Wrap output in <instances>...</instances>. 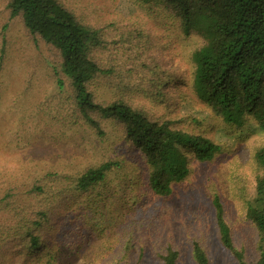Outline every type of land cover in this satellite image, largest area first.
<instances>
[{
  "label": "trees",
  "instance_id": "trees-1",
  "mask_svg": "<svg viewBox=\"0 0 264 264\" xmlns=\"http://www.w3.org/2000/svg\"><path fill=\"white\" fill-rule=\"evenodd\" d=\"M95 2L87 12L74 0H7L0 153L56 132L89 134L108 150L83 168L39 159L33 171L0 174V264H183L187 255L214 264L213 239L229 264H264V146L251 196L236 202L253 244L218 194L213 229L191 218L175 226L165 207L149 222L147 202L135 201L140 188L174 195L193 161L226 153L198 130L207 115L240 136L264 131V0H128V14L110 20ZM15 20L46 48L36 74L9 56L5 30ZM193 36L200 43L183 50ZM36 75L53 90L40 92Z\"/></svg>",
  "mask_w": 264,
  "mask_h": 264
},
{
  "label": "rangeland",
  "instance_id": "rangeland-1",
  "mask_svg": "<svg viewBox=\"0 0 264 264\" xmlns=\"http://www.w3.org/2000/svg\"><path fill=\"white\" fill-rule=\"evenodd\" d=\"M74 1L79 6H83L87 12H90L89 3H92L93 0ZM94 1L100 5L99 8L106 14L107 20L113 17L119 18L122 14H128V10L125 7L128 0ZM6 3L7 0H0V31L5 27V23L9 19ZM136 13L140 14L138 8L134 10V14ZM23 29L22 24L18 20H15L5 30L8 35V53L11 60L17 61L16 65L29 66V70H32L36 74V70L48 65L46 59L48 57L44 55L46 48L44 43L40 42L41 51L38 50L35 43L26 38ZM181 42H186L185 45L181 44L183 50H190L200 43V38L193 36ZM24 69L26 70L27 68ZM36 77L33 78L37 80L40 92L44 94L47 90H53L48 89L50 85H46L44 82L46 79L40 76L39 79L41 80L38 81V77ZM30 85L33 87L32 84ZM0 89L5 92V84L1 81ZM69 91L67 86L64 92L68 94ZM108 95L105 92L102 96L103 98H107ZM198 130L221 143L226 153L207 164L200 165L198 162L193 161L191 174L176 186L174 195L158 198L154 193H147L146 189L140 188L137 191V196H135V201L141 204L143 201L147 202L143 217L149 219V222L153 221L150 218H153L165 207L169 221L172 220L171 222L175 226L182 225L184 220L191 218L196 228L201 224L204 227L207 225L213 229V208L211 202L213 197L218 194L225 202L229 216L233 219L232 222L235 227L241 228L242 237L247 242L253 244L256 239L250 226L242 228L241 225V211L245 210L246 205L245 207L241 206V208H244L242 210L236 202L240 199L243 200L244 197L249 199L251 196L249 193L252 192L255 185L254 154L259 147L264 146V131L253 125L250 127V130L247 127L242 130V136H240V132H231L226 125L218 123L210 115L203 118ZM107 147V145H100L89 134L73 137L56 132L49 136L48 139L28 137L25 139V148L22 151L6 155L4 151L0 153V155L6 156V159L0 157V174L11 176L25 171L28 172L29 170L33 171L38 167L34 161H39V159L40 161L46 159L45 161L57 167H63L77 160V164L80 168H83L87 164H90V162L96 161L95 156H98L100 152L107 151ZM163 223L165 224L166 222L163 221ZM212 243L214 264H229L230 256L218 240L213 239ZM186 254H189V251ZM188 260L190 258L187 255L183 264H191Z\"/></svg>",
  "mask_w": 264,
  "mask_h": 264
}]
</instances>
